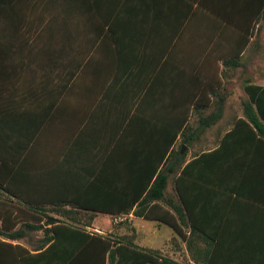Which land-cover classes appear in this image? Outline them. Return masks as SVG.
<instances>
[{"label":"crops","instance_id":"0c3cea01","mask_svg":"<svg viewBox=\"0 0 264 264\" xmlns=\"http://www.w3.org/2000/svg\"><path fill=\"white\" fill-rule=\"evenodd\" d=\"M263 22L264 0H0V114L21 117L22 180L34 171L31 197L46 207L37 215L79 210L73 203L112 208L95 210L90 225L129 214L116 236L132 232L140 247L172 239L168 256L178 260L180 249L188 264H264V136L242 111L243 85L264 87ZM182 120L195 133L180 182L189 251L157 220L173 233L151 246L135 202L121 210L167 137L164 157L175 148L173 121ZM164 198L179 203L172 175ZM42 237L0 236V264H40L29 254Z\"/></svg>","mask_w":264,"mask_h":264},{"label":"trees","instance_id":"16d2710c","mask_svg":"<svg viewBox=\"0 0 264 264\" xmlns=\"http://www.w3.org/2000/svg\"><path fill=\"white\" fill-rule=\"evenodd\" d=\"M11 26L12 30L17 28V25ZM2 44L0 41V46ZM1 90L2 87H0ZM243 90L247 94L248 100L242 104V111L245 116H248L247 120L256 128L258 134L264 136V130H260V127H264V107L259 102V99L264 97V87L244 84ZM251 104H254V108ZM20 118L18 114L9 116L0 114V236L17 240L24 234L21 226L28 230L42 229V244L46 245L45 248L42 249L43 245H41L40 251L29 254L33 257H43L40 264H188L184 258L178 261L162 254L157 249L138 246L133 240L132 232L113 236L110 233L98 234L83 229L84 225L90 224L95 210L110 212L113 210L112 208L94 209L80 207L73 203L74 205L71 206H78L79 210L62 209L59 211L60 217L57 218L48 215L42 216L44 223L50 224L48 228H42L39 223L41 219L37 217L36 210L46 207L43 205V201H39L35 196L31 197L35 195L36 185L34 182L28 183L30 180L34 181V171L28 173L24 170V181L22 180L20 156L24 149V137H21ZM215 118V116H211L203 119V123L209 124ZM257 119L261 120L260 124L257 123ZM237 124L250 126L245 119H238L235 126ZM176 136H178V141L175 148L164 157L170 144L169 137H167L165 149L159 153L139 195L129 201L121 210L128 213L135 202V207L132 210L135 216L157 220L168 225L175 232L178 240L185 241L186 249L189 251L192 231L190 230L186 236L180 227V222H182L180 182L191 160L182 165L186 151L179 153V149L181 144L187 145L195 137L191 123L184 120L173 121L171 140H175ZM154 171H156L155 174ZM31 174H33L32 177ZM169 175L173 176V187L177 193L178 204L164 198V189ZM29 177L30 180L26 181ZM14 193L26 196L24 203L16 200ZM52 207L50 206V208ZM26 214L31 220L19 219L20 216L24 217ZM48 233H50L49 237H47ZM13 248L21 249L20 245L16 244ZM190 258L196 260L193 254H190Z\"/></svg>","mask_w":264,"mask_h":264},{"label":"rangeland","instance_id":"374dc122","mask_svg":"<svg viewBox=\"0 0 264 264\" xmlns=\"http://www.w3.org/2000/svg\"><path fill=\"white\" fill-rule=\"evenodd\" d=\"M262 25H263V31H264V22ZM261 39H262V43L264 45V32L262 34ZM184 150H186V146H185ZM14 195H15L14 197L16 200H19L21 203H24V198H26V196H24L23 194H17V193L16 194L14 193ZM37 217H39L40 219H44L42 216H39V215H37ZM99 218H102V217H99ZM19 219L20 220L21 219L31 220V218L27 214L24 215V217L20 216ZM103 220L107 221L106 222L107 228L101 227L100 225H94V227L98 228L103 233H110L113 236H116L121 229L126 227V225L123 222L112 223L110 217L109 218L105 217V219L103 218ZM137 221L144 223L145 229L151 233V236H149V241H150L151 246H156V245L158 246L161 242H163L166 238H168L170 233H173V231L168 226H166L164 224L156 225L152 221H149V220H137V219L134 220L135 224ZM21 229L23 230V232H25V237L23 236L22 238H20V240L23 239L25 241H28V242H30V245H34V244H37L40 242V239L42 237L41 230H28V229H25V227H23V226H21ZM171 243H172V239H169L167 241V243L164 242L159 248H156V249H159L160 252L164 255H169L170 252L173 250L172 249L173 244H171ZM181 255L182 254H181V251L179 249V251H177L175 257L178 260H181V258H182Z\"/></svg>","mask_w":264,"mask_h":264},{"label":"built area","instance_id":"2783aa9c","mask_svg":"<svg viewBox=\"0 0 264 264\" xmlns=\"http://www.w3.org/2000/svg\"><path fill=\"white\" fill-rule=\"evenodd\" d=\"M129 214H119V215H114L111 216L110 219L112 221V223H119V222H123L128 218ZM83 229L88 231V232H95L98 234H103L102 231H100L98 228L92 226V225H84Z\"/></svg>","mask_w":264,"mask_h":264},{"label":"water","instance_id":"95a60500","mask_svg":"<svg viewBox=\"0 0 264 264\" xmlns=\"http://www.w3.org/2000/svg\"><path fill=\"white\" fill-rule=\"evenodd\" d=\"M185 149V146L183 144L180 145L179 153H182Z\"/></svg>","mask_w":264,"mask_h":264}]
</instances>
